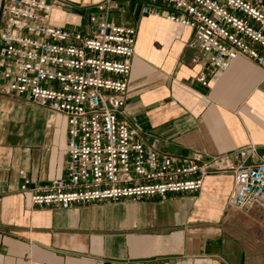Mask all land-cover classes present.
<instances>
[{
  "label": "crops",
  "instance_id": "0c3cea01",
  "mask_svg": "<svg viewBox=\"0 0 264 264\" xmlns=\"http://www.w3.org/2000/svg\"><path fill=\"white\" fill-rule=\"evenodd\" d=\"M102 1L62 0L49 23L88 34ZM108 1L110 20L137 30L125 115L142 141L178 158L251 146L264 158V68L240 57L204 85L192 29L142 14L148 0ZM67 139L64 117L0 91V264H264V221L225 212L231 172L195 194L34 208L22 187L65 176Z\"/></svg>",
  "mask_w": 264,
  "mask_h": 264
},
{
  "label": "built area",
  "instance_id": "2783aa9c",
  "mask_svg": "<svg viewBox=\"0 0 264 264\" xmlns=\"http://www.w3.org/2000/svg\"><path fill=\"white\" fill-rule=\"evenodd\" d=\"M62 0H4L0 28V91L66 119L65 176L29 190L34 208L165 199L195 194L209 175L231 172L227 216L264 221V158L254 146L206 158L161 154L126 120L137 30L110 20L111 2L95 6L90 31L49 23ZM142 14L193 31L187 45L205 73H227L244 57L264 68V0H148Z\"/></svg>",
  "mask_w": 264,
  "mask_h": 264
},
{
  "label": "rangeland",
  "instance_id": "374dc122",
  "mask_svg": "<svg viewBox=\"0 0 264 264\" xmlns=\"http://www.w3.org/2000/svg\"><path fill=\"white\" fill-rule=\"evenodd\" d=\"M3 1L4 0H0V28H3V26H4V23H2V19H1V9H2V4H3ZM3 94H5L4 92H2ZM36 106H39V105H37V104H35ZM39 107H41V106H39Z\"/></svg>",
  "mask_w": 264,
  "mask_h": 264
},
{
  "label": "bare ground",
  "instance_id": "6f19581e",
  "mask_svg": "<svg viewBox=\"0 0 264 264\" xmlns=\"http://www.w3.org/2000/svg\"><path fill=\"white\" fill-rule=\"evenodd\" d=\"M251 219V218H250ZM254 219V218H253ZM260 225H262V224H260ZM263 226V225H262ZM264 227V226H263ZM263 229V228H262Z\"/></svg>",
  "mask_w": 264,
  "mask_h": 264
}]
</instances>
